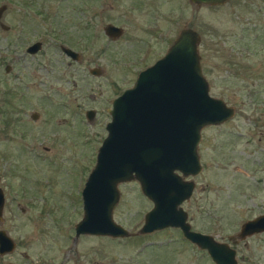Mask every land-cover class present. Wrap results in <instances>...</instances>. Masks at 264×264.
<instances>
[{"label": "rangeland", "instance_id": "rangeland-1", "mask_svg": "<svg viewBox=\"0 0 264 264\" xmlns=\"http://www.w3.org/2000/svg\"><path fill=\"white\" fill-rule=\"evenodd\" d=\"M175 1L167 0L160 8L159 26L167 28L168 43L182 28L195 30L209 94L235 109L223 123L201 129V170L192 179L195 186L182 209L192 230L227 241L244 221L264 212V0H228L215 7H196L184 0L180 24L175 23ZM84 2L89 20L77 26L79 0H0L5 5L0 23L8 27L0 28V229L14 242L13 251L0 256V264H213L204 250L174 228L123 238L73 237V226L82 215L81 187L106 134L105 108L166 46L152 36L151 54L143 63L134 71L121 67L126 57H120L118 48L132 30L120 26L121 39L109 41L103 33L106 16L97 1ZM34 41L42 46L28 63L42 65L50 59V70L37 69L35 79L27 78L35 85L26 88L21 72L22 65H28L21 53ZM59 45L79 52L80 61L66 66ZM5 65L10 66L8 74ZM92 67L100 69L99 76L88 73ZM27 71L31 73L32 66ZM21 93L28 94L25 103ZM87 109L94 111L91 121L84 117ZM32 111L40 114L38 122L29 118ZM51 113L61 134L48 141L35 126ZM118 191L112 219L135 233L151 202L133 180L120 183ZM231 247L237 264H264V233Z\"/></svg>", "mask_w": 264, "mask_h": 264}, {"label": "water", "instance_id": "water-1", "mask_svg": "<svg viewBox=\"0 0 264 264\" xmlns=\"http://www.w3.org/2000/svg\"><path fill=\"white\" fill-rule=\"evenodd\" d=\"M226 1L189 0L196 7ZM4 9L5 5H0V17ZM0 28L8 27L0 23ZM103 31L116 37L121 29L106 25ZM199 41L195 30L180 29L163 55L140 70L132 86L112 100L106 134L80 191L82 215L73 226L74 239L80 234L123 238L174 228L186 241L204 250L213 264H237L231 245L264 232L263 212L244 221L227 241H218L192 230L182 209L194 188L192 179L186 178L201 170L197 153L201 129L221 124L235 112L233 106L209 94L199 63ZM37 49L35 43L26 51ZM62 51L73 59L77 57L67 48ZM89 72L98 75L95 68ZM93 114L92 109L85 112L88 121ZM132 180L151 202L135 233L112 219L118 185ZM2 207L0 190V220ZM13 249V241L0 229V256Z\"/></svg>", "mask_w": 264, "mask_h": 264}, {"label": "flooded vegetation", "instance_id": "flooded-vegetation-1", "mask_svg": "<svg viewBox=\"0 0 264 264\" xmlns=\"http://www.w3.org/2000/svg\"><path fill=\"white\" fill-rule=\"evenodd\" d=\"M79 1L81 2L82 7L80 10L81 11L80 18L77 17V20H78L77 26L79 23L84 25V24H86L85 22H87L89 20V17L86 16L85 13H83V8H84V4H85L84 1H86V0H79ZM96 1L99 5L100 11H102L101 12L102 16H104V15L106 16V22H105L104 27L106 25H113V26H116V27L121 29V31L119 32V34L116 37L107 36L104 34L109 39V41L118 42V40L121 39V36L123 35V28H121L120 26H128L132 30V33H130L129 37L127 36L126 38L122 39V45H120L118 48V54L120 55V57H122V56L126 57V59L121 61V65H120V61L118 62V68L120 65L121 67L129 68V69H132L134 71V69L139 64H142L143 61L145 60L146 56L151 54V47L152 46L150 45V39L152 36L155 37L157 43H159V42L165 43V45H166L165 50H163V52H162V54H160V56L163 55V53L166 51L168 46L171 44L170 42L168 43L167 28L164 29V28H161L159 26L160 25L159 20H162V18H163V15H162L160 8L162 6V3L167 2V0H96ZM226 2H228V0ZM183 3H184V0H176L174 3L177 5V7H176L177 8V15H176V21H175L176 24H180L183 22V11H182ZM215 6H219V5H214L213 7H215ZM168 17H170V15L168 14V12H166L165 13V20H167ZM171 18H172V16H171ZM104 27H103V29H104ZM83 29L84 28H82V30ZM174 38L172 39V41L174 40ZM35 43H38V49L33 53L27 52L26 50L31 45H33ZM84 44H85V38H84V36H82L81 37L82 47L84 46ZM41 46L42 45H41L40 41L31 42V43L24 46L23 53H21L22 54L21 59L23 61H26L28 68L30 66H32V68H33V71L31 73H29L27 71L28 68H24V67H26V65H24V64L22 65L24 71L21 72L23 74V76H21V80L24 83V86L26 88H30V87L35 85L34 80L29 82L28 79L30 77L32 79L36 78V70L37 69H40L42 67V68L46 69V71L50 70V65H49L50 59H45L44 64H42V65L36 61L33 62L32 64L28 63L29 59H34V57H37V55L39 54L38 52L41 49ZM58 47H59L61 53L64 55V57L66 59H68V61H66V63H65L66 66H70L73 63H78L80 61L79 52H77V51H75V50H73L67 46H63V45H59ZM63 47L69 49L72 53L76 54V56H77L76 59H73L69 55H66L62 51ZM118 58L119 57H117V59ZM146 66H148V64L143 66L141 69L137 70V72L135 73V77H136L137 73L140 70H142L143 68H145ZM94 68L95 67L89 68L87 70L88 73H90L89 72L90 69H94ZM95 69L98 72V75H93V76H99L101 73L100 69L98 67H96ZM3 71L8 74L10 72V66L5 65ZM114 72L116 73V69H114ZM37 79H38V83L42 82L40 76H38ZM63 79L65 80V83H66L67 79L65 77H63ZM71 85H74V83L71 82ZM131 86H129V87H131ZM121 92L116 94L111 99V102ZM21 94L24 95L22 102L25 103V100H26L28 94H23V93H21ZM111 102H109V108H105V114L108 116V120H109L108 110L110 109ZM87 110L84 111V117L86 120H87V118L85 116V112ZM28 116L33 122H38L41 119L40 114L36 111L30 112ZM93 116H94V114H93ZM52 117H53V115L51 113V114H49L48 118H45V117L43 118V122L41 123L40 126H35L36 127L35 130L38 129L39 133H43V131L46 133V135H44V136L48 139V141L51 138L55 137V134H56V137L58 136V134H61V133H59V130H58L60 128L58 126L59 124H57L58 123L57 120L56 119L53 120ZM108 120L105 119L103 121V125H102L103 130H105V126H106V123L108 122ZM62 123H64V122H62ZM60 132H62V130H60ZM42 148L47 150L48 146H43ZM186 179H193V177L192 178L189 177ZM0 190L2 192L3 203H4V194H3L1 187H0ZM2 210H3V207H2ZM1 218H2V212H1ZM5 255H7V254H5ZM7 263H13V262L8 261V262H6V264Z\"/></svg>", "mask_w": 264, "mask_h": 264}]
</instances>
